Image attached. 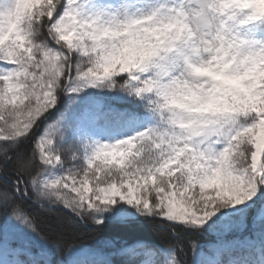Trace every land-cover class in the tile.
Segmentation results:
<instances>
[{"label": "snow or ice", "instance_id": "1", "mask_svg": "<svg viewBox=\"0 0 264 264\" xmlns=\"http://www.w3.org/2000/svg\"><path fill=\"white\" fill-rule=\"evenodd\" d=\"M0 264H264V0H0Z\"/></svg>", "mask_w": 264, "mask_h": 264}, {"label": "trees", "instance_id": "2", "mask_svg": "<svg viewBox=\"0 0 264 264\" xmlns=\"http://www.w3.org/2000/svg\"><path fill=\"white\" fill-rule=\"evenodd\" d=\"M40 226L45 230H49L53 225L61 224L62 221L59 218V215L55 212L41 211L38 213ZM154 236H157V233H153ZM85 243L89 245H95L96 240L94 238H90L85 236Z\"/></svg>", "mask_w": 264, "mask_h": 264}]
</instances>
